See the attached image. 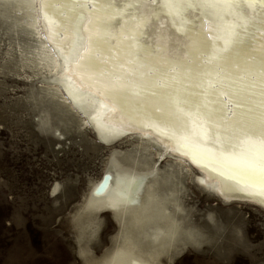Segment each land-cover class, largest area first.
Masks as SVG:
<instances>
[{
	"label": "bare ground",
	"instance_id": "1",
	"mask_svg": "<svg viewBox=\"0 0 264 264\" xmlns=\"http://www.w3.org/2000/svg\"><path fill=\"white\" fill-rule=\"evenodd\" d=\"M6 72L28 86L35 124L57 135V151L73 125L107 148L68 213L80 264H175L188 245L202 247L210 232L194 218L192 188L236 213L264 211V193L231 167L264 141L260 0H0ZM66 194L56 177L47 196ZM104 214L114 230L97 254Z\"/></svg>",
	"mask_w": 264,
	"mask_h": 264
},
{
	"label": "rangeland",
	"instance_id": "2",
	"mask_svg": "<svg viewBox=\"0 0 264 264\" xmlns=\"http://www.w3.org/2000/svg\"><path fill=\"white\" fill-rule=\"evenodd\" d=\"M8 73L0 74V264H80L68 213L84 191L83 179L99 173L107 148H99L86 139L88 131H76L73 125L57 151V135L44 134L35 124L28 86ZM56 177L67 194L53 200L47 190ZM192 189L188 193L196 200L194 218L210 236L204 234L208 242L200 248L188 245L175 264H262L264 211L242 204L236 213L234 205L222 206L213 193ZM103 216L101 237L97 241L91 236L97 254L114 230Z\"/></svg>",
	"mask_w": 264,
	"mask_h": 264
},
{
	"label": "snow or ice",
	"instance_id": "3",
	"mask_svg": "<svg viewBox=\"0 0 264 264\" xmlns=\"http://www.w3.org/2000/svg\"><path fill=\"white\" fill-rule=\"evenodd\" d=\"M214 6L227 7L228 5L235 2V0H222L221 3H217V0H206ZM250 2L255 3L256 0H250ZM261 4H264V0H260ZM226 30L230 31L231 28H234L235 25L224 26ZM184 147H187L185 145ZM193 155L196 150H190ZM252 156L255 157L249 158L246 156H241L236 158L234 164L231 166L233 171L239 174L241 183L247 182L250 186L256 188L259 192L264 193V141H261L259 145H254L252 148ZM118 180L121 183H124L128 180L125 176L118 177Z\"/></svg>",
	"mask_w": 264,
	"mask_h": 264
},
{
	"label": "water",
	"instance_id": "4",
	"mask_svg": "<svg viewBox=\"0 0 264 264\" xmlns=\"http://www.w3.org/2000/svg\"><path fill=\"white\" fill-rule=\"evenodd\" d=\"M64 121L67 122V124L71 126V122H72V121H71V122H69V120H64ZM67 127H68V126H67ZM68 129H70V127H69ZM206 191H207V190H206ZM208 192H209V191H208ZM210 193H212V192H210ZM199 232H200V231H199ZM93 238H94V237H93ZM79 260H80V259H79ZM80 262H81V261H80Z\"/></svg>",
	"mask_w": 264,
	"mask_h": 264
}]
</instances>
